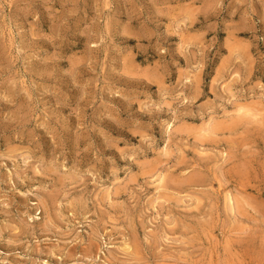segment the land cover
I'll list each match as a JSON object with an SVG mask.
<instances>
[{"label":"rangeland","instance_id":"obj_1","mask_svg":"<svg viewBox=\"0 0 264 264\" xmlns=\"http://www.w3.org/2000/svg\"><path fill=\"white\" fill-rule=\"evenodd\" d=\"M0 264H264V0H0Z\"/></svg>","mask_w":264,"mask_h":264}]
</instances>
